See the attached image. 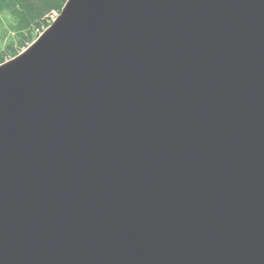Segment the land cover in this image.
Listing matches in <instances>:
<instances>
[{
    "label": "water",
    "instance_id": "water-1",
    "mask_svg": "<svg viewBox=\"0 0 264 264\" xmlns=\"http://www.w3.org/2000/svg\"><path fill=\"white\" fill-rule=\"evenodd\" d=\"M0 264H264V0H68L0 66Z\"/></svg>",
    "mask_w": 264,
    "mask_h": 264
},
{
    "label": "trees",
    "instance_id": "trees-1",
    "mask_svg": "<svg viewBox=\"0 0 264 264\" xmlns=\"http://www.w3.org/2000/svg\"><path fill=\"white\" fill-rule=\"evenodd\" d=\"M67 2L68 0H0V12L12 14L18 20L17 26L28 30L27 35L18 34L16 40L10 41L4 49L0 48V65L17 56L19 49L27 48L34 40L33 33L49 27L52 14H61Z\"/></svg>",
    "mask_w": 264,
    "mask_h": 264
},
{
    "label": "rangeland",
    "instance_id": "rangeland-1",
    "mask_svg": "<svg viewBox=\"0 0 264 264\" xmlns=\"http://www.w3.org/2000/svg\"><path fill=\"white\" fill-rule=\"evenodd\" d=\"M58 16H60L59 13L54 12L52 14V16L50 17V21H51L50 26L58 18ZM17 22H18V20L12 14H10L8 12H5V11L4 12H0V48L4 49V47L10 41H12L13 39L16 40L18 34H22V33L25 34V35L28 34V30H24V29H26L25 27H21L20 28L19 25L17 26ZM16 27H17L18 30L16 29ZM49 27H47L45 29H40L39 31H35V33H33V35H32V37H33L34 40L28 45V47L27 48H24V49H19V54L17 56L13 57L12 59L7 60L5 63H8V62L16 59L22 53L26 52L27 49L33 43H35L45 33V31ZM15 47H18V45H15ZM4 64H2V65H4ZM2 65H0V66H2Z\"/></svg>",
    "mask_w": 264,
    "mask_h": 264
}]
</instances>
